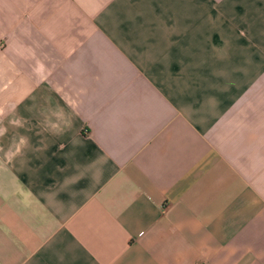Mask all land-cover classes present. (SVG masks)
<instances>
[{"label":"crops","instance_id":"1","mask_svg":"<svg viewBox=\"0 0 264 264\" xmlns=\"http://www.w3.org/2000/svg\"><path fill=\"white\" fill-rule=\"evenodd\" d=\"M0 264H264V0H0Z\"/></svg>","mask_w":264,"mask_h":264}]
</instances>
